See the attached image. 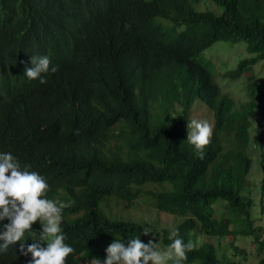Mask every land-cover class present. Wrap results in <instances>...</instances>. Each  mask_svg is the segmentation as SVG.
Listing matches in <instances>:
<instances>
[{
    "label": "trees",
    "instance_id": "1",
    "mask_svg": "<svg viewBox=\"0 0 264 264\" xmlns=\"http://www.w3.org/2000/svg\"><path fill=\"white\" fill-rule=\"evenodd\" d=\"M207 1L222 13H195L190 0H121L80 37L45 84L34 80L0 97V153L43 176L48 199L69 205L61 228L75 252L67 264L106 255L96 248L104 239L154 240L155 229L144 235L141 225L110 219L100 206L113 199L130 208L141 196L151 198L156 211L184 218L173 231L197 247L181 264H243L237 237H251L258 258L250 264H264V228L251 218L248 181L249 128L258 109L253 67L264 61V0ZM165 19L172 22L168 29ZM21 25L13 21L11 30ZM181 26L182 34L176 33ZM219 41L246 44L249 56L224 74L249 76L250 99L239 108L213 83V64L199 59ZM196 102L213 118L203 159L187 139ZM253 131L264 170V130ZM171 231L162 232L166 248ZM198 235L207 238L199 244ZM211 238L230 240L239 259L219 247L218 256ZM23 242L29 244L27 233ZM30 260L31 254L20 255L19 242L0 255V264Z\"/></svg>",
    "mask_w": 264,
    "mask_h": 264
},
{
    "label": "clouds",
    "instance_id": "2",
    "mask_svg": "<svg viewBox=\"0 0 264 264\" xmlns=\"http://www.w3.org/2000/svg\"><path fill=\"white\" fill-rule=\"evenodd\" d=\"M120 1L0 0V97L21 90L34 80L45 84L47 75L58 71L57 65L78 45L80 37L110 14ZM191 8L195 13L206 12ZM13 21L22 25L11 30ZM166 21L169 23L161 22L168 29L172 22ZM224 74L222 77L228 78ZM244 74L249 85L246 72H240L236 79ZM253 82L256 84L254 78ZM187 129H190L189 143L203 159L204 150L211 143L213 125L193 119ZM48 190L47 181L38 172L28 170L27 166L21 168L11 153H0V255L19 242L20 255L31 254L28 264H67V257L75 252L65 244L66 235L61 228L62 211L69 205L48 199ZM26 233L27 246L21 243ZM178 236V230L171 232L172 242L163 251L158 250L152 239L147 243L139 237L127 242L115 239L105 249L106 255L78 264H181L197 246L192 240L185 243Z\"/></svg>",
    "mask_w": 264,
    "mask_h": 264
},
{
    "label": "rangeland",
    "instance_id": "3",
    "mask_svg": "<svg viewBox=\"0 0 264 264\" xmlns=\"http://www.w3.org/2000/svg\"><path fill=\"white\" fill-rule=\"evenodd\" d=\"M190 1L193 8L198 12L210 11L217 15L222 13V8L211 1ZM178 29L179 31L177 33L183 31L184 26L178 27ZM248 56L249 55L246 53V44L244 42H239L233 45L224 41L216 42L209 48L205 49L199 56V59H205L213 64V71L216 70V74H213L212 71L213 82L219 87L222 94L229 96L234 101L237 108H239L241 104L248 102L250 99L247 75L244 74L236 80L224 78L222 75L227 71L236 69L238 61ZM253 74L255 82L258 86V92L255 100L258 109L254 115V125L249 128V135L252 139V143H249L248 146V153L251 159V169L248 175V181L251 190V197L254 201V206L251 210V218L254 220L255 226L264 228V193L261 194V181L264 170L260 167V149L253 145V141L256 138V132H254L253 129L257 128L264 130V83L262 82L264 79V61L258 62L253 67ZM181 112L182 107L177 104L173 113L178 116ZM193 119L206 120L213 125L211 110L200 102H196L191 105L188 123ZM223 144L226 146L225 143ZM262 144L264 149V140L262 141ZM156 187L158 190L162 189V186L156 185ZM150 199L146 197L142 198L141 196L139 200L130 208L125 205L126 203L116 202L113 199L108 200L105 205L100 204V206L104 214L110 219L137 223L148 232H153L155 229V237L153 241L156 242L158 250L163 251L167 249L161 242L163 230L169 232L171 230L173 231L174 227L181 223L184 218L156 211L153 208L152 199ZM215 209V213L219 215L218 210H222V207H215ZM76 217L77 215H69L67 216V219H73ZM205 238L207 237L198 235L196 237V242L200 244ZM115 239L119 238L115 237L104 239L96 244V248L98 250L106 249L107 246ZM30 241L31 243L33 242L31 239ZM209 242H212L215 245L218 256H220L218 251L219 247L220 249L228 250L226 253L227 256L234 257L232 250L228 247L230 240H218L217 238H211ZM235 243L242 248V256H244V262H242L243 264H250L257 261V252L253 246L251 237H237ZM45 245L46 243H42V246ZM234 259L238 260L239 258L235 256Z\"/></svg>",
    "mask_w": 264,
    "mask_h": 264
}]
</instances>
